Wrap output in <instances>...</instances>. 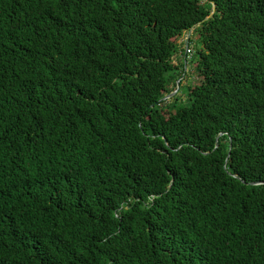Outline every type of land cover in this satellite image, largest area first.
<instances>
[{"label":"trees","instance_id":"16d2710c","mask_svg":"<svg viewBox=\"0 0 264 264\" xmlns=\"http://www.w3.org/2000/svg\"><path fill=\"white\" fill-rule=\"evenodd\" d=\"M0 264H264V0H0Z\"/></svg>","mask_w":264,"mask_h":264},{"label":"rangeland","instance_id":"374dc122","mask_svg":"<svg viewBox=\"0 0 264 264\" xmlns=\"http://www.w3.org/2000/svg\"><path fill=\"white\" fill-rule=\"evenodd\" d=\"M192 29L193 27H191L189 30L185 31V33H183L179 39H178V42L180 43V46H179V51L175 53L174 57H173V61L174 63H177L179 62L178 60L179 59H183V58H186L188 59V57L190 55H188V53L186 52V50L188 51L195 43V41L197 40V35L196 34H193L192 35ZM192 37L193 41L192 43L189 45L187 44V41L188 39ZM193 44V45H192ZM199 44V43H198ZM188 45V49H186V46ZM184 50V52H183ZM186 52V54H184ZM179 58V59H178ZM182 75V78H180L181 81V84H185L187 81L188 82H191V83H195V82H198V77L197 75L195 74V71L193 69V67L189 64H187V61H186V65H185V68H184V72L181 74ZM177 87V86H176ZM179 87L177 88L176 92L178 91ZM183 87H182V90L181 92H184L185 93V90L183 91ZM175 92V93H176ZM174 93V94H175ZM184 98V96L182 95V99ZM169 98H166V100H168Z\"/></svg>","mask_w":264,"mask_h":264},{"label":"water","instance_id":"95a60500","mask_svg":"<svg viewBox=\"0 0 264 264\" xmlns=\"http://www.w3.org/2000/svg\"><path fill=\"white\" fill-rule=\"evenodd\" d=\"M213 11H214V6L212 7V10H211V12H210V14H209L208 16H210V15L213 13ZM208 16H207V17H208ZM207 17H206V18H207ZM181 77H182V75H181ZM181 77H180V78H181ZM179 80H180V79L177 80V84H176L177 87H176V89L173 90V91H171L170 93L164 95L161 99L169 98L170 96H172V95L176 92L177 88L179 87V83H178ZM253 183H256V182H253Z\"/></svg>","mask_w":264,"mask_h":264},{"label":"built area","instance_id":"2783aa9c","mask_svg":"<svg viewBox=\"0 0 264 264\" xmlns=\"http://www.w3.org/2000/svg\"><path fill=\"white\" fill-rule=\"evenodd\" d=\"M186 49H188V45L186 46ZM186 52H187V50H186ZM186 52H185V53H186Z\"/></svg>","mask_w":264,"mask_h":264}]
</instances>
